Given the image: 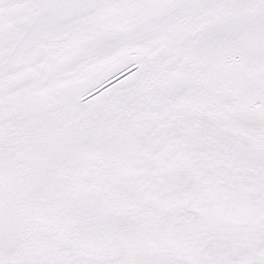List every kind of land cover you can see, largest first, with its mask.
Returning <instances> with one entry per match:
<instances>
[{"label": "snow or ice", "instance_id": "snow-or-ice-1", "mask_svg": "<svg viewBox=\"0 0 264 264\" xmlns=\"http://www.w3.org/2000/svg\"><path fill=\"white\" fill-rule=\"evenodd\" d=\"M0 264H264V0H0Z\"/></svg>", "mask_w": 264, "mask_h": 264}]
</instances>
